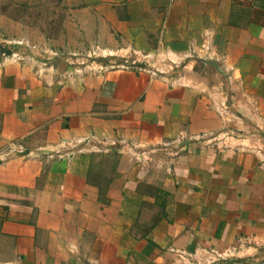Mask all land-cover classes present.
<instances>
[{
  "label": "crops",
  "instance_id": "obj_1",
  "mask_svg": "<svg viewBox=\"0 0 264 264\" xmlns=\"http://www.w3.org/2000/svg\"><path fill=\"white\" fill-rule=\"evenodd\" d=\"M63 3L0 37V264H264V0Z\"/></svg>",
  "mask_w": 264,
  "mask_h": 264
},
{
  "label": "rangeland",
  "instance_id": "obj_2",
  "mask_svg": "<svg viewBox=\"0 0 264 264\" xmlns=\"http://www.w3.org/2000/svg\"><path fill=\"white\" fill-rule=\"evenodd\" d=\"M66 9L63 0H0V37L8 40L12 47V41L17 39L57 37ZM22 45H25L26 50L29 49L26 43ZM87 54L89 55L80 56L77 66L91 67L99 61L98 54L93 50ZM128 63L122 60L111 62L114 66Z\"/></svg>",
  "mask_w": 264,
  "mask_h": 264
},
{
  "label": "built area",
  "instance_id": "obj_3",
  "mask_svg": "<svg viewBox=\"0 0 264 264\" xmlns=\"http://www.w3.org/2000/svg\"><path fill=\"white\" fill-rule=\"evenodd\" d=\"M131 64H134L133 62ZM4 152H2V156H9L10 154H12L13 152L17 151V150H21L16 142H10L8 143V145L3 149ZM2 150V151H3ZM1 157V156H0ZM2 157V158H3ZM220 256V255H219Z\"/></svg>",
  "mask_w": 264,
  "mask_h": 264
},
{
  "label": "water",
  "instance_id": "obj_4",
  "mask_svg": "<svg viewBox=\"0 0 264 264\" xmlns=\"http://www.w3.org/2000/svg\"><path fill=\"white\" fill-rule=\"evenodd\" d=\"M5 53H10V50L2 49ZM204 62L212 64L213 66L217 67V64L215 61L212 60H204Z\"/></svg>",
  "mask_w": 264,
  "mask_h": 264
}]
</instances>
